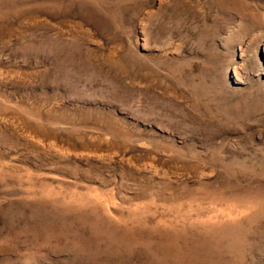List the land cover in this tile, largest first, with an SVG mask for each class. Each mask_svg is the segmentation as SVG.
<instances>
[{"label":"rangeland","instance_id":"1","mask_svg":"<svg viewBox=\"0 0 264 264\" xmlns=\"http://www.w3.org/2000/svg\"><path fill=\"white\" fill-rule=\"evenodd\" d=\"M0 264H264V0H0Z\"/></svg>","mask_w":264,"mask_h":264}]
</instances>
